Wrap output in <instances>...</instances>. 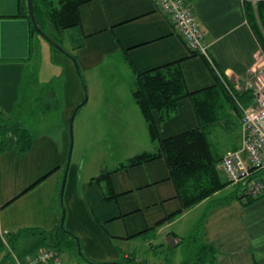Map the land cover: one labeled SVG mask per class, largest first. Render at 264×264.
<instances>
[{"label":"crops","instance_id":"1","mask_svg":"<svg viewBox=\"0 0 264 264\" xmlns=\"http://www.w3.org/2000/svg\"><path fill=\"white\" fill-rule=\"evenodd\" d=\"M21 2L0 0V125L4 123L8 129L0 149V264H25L28 257L46 247L57 250L63 264H96L86 258L97 263L132 259L175 264L171 256L175 257L179 245L185 246L181 238L191 235L200 219L199 242L216 247L214 264H264V196L245 204L233 195L210 205L212 199H222L239 184L230 182L210 198L181 211L182 202L163 156L114 170L135 154L158 149L133 96L137 71L175 61L187 88L197 91V104L193 96L181 98L174 114L162 122L155 112L160 135L198 127L204 118L197 107L209 103V112L217 118L208 126L209 136L213 147L220 150L219 156L243 145L241 108L213 86L212 66L205 57L190 51L158 0H88L79 6L80 24L71 26L74 32L68 50L76 56L93 91L87 137L100 146L115 131L127 152L113 164L103 161L104 157L91 163L86 153L82 160H71L61 200L71 143L70 116L86 90L73 59L51 45L49 52L62 64L63 73L56 82L55 77L45 85L38 82L37 57H43V51L42 47L38 50L40 42L31 33ZM187 2L193 5L218 68L233 78L247 75L261 55V47L247 20L244 0ZM35 5L39 20L48 23L41 0H35ZM100 87L104 89L101 96ZM207 87L211 88L204 90ZM48 90L56 101L52 105L47 101ZM40 94L46 97L38 111L35 101ZM250 98L244 95L241 100L249 102ZM36 121L40 127L34 129ZM18 125L32 134L28 151L15 148ZM81 128L85 141L86 129ZM220 161L218 169L227 179ZM101 174L106 176L96 178ZM199 207L202 211L195 215L193 225L184 229L183 218ZM63 215L65 228L76 240L58 235ZM59 237L62 242L56 247ZM150 254L162 259L156 262ZM74 255L85 262L71 260Z\"/></svg>","mask_w":264,"mask_h":264},{"label":"trees","instance_id":"2","mask_svg":"<svg viewBox=\"0 0 264 264\" xmlns=\"http://www.w3.org/2000/svg\"><path fill=\"white\" fill-rule=\"evenodd\" d=\"M21 1V10L24 9V14H22L29 19L31 33L40 35L31 21L28 1ZM86 1L88 0H58L57 5H55L52 0H48L43 5L44 9L42 8V11L45 18L51 21L55 28L61 30L80 24L79 6ZM244 3L247 20L259 41L261 50L264 51V0H257L256 3H254L253 0H244ZM49 5L50 8L47 7ZM33 10L39 25L49 36H51L48 33L47 28L43 25V22L40 21L36 15L35 0H33ZM49 43L53 49H57L53 43ZM214 75L216 83L213 86H216L220 90V93L221 90L222 92H225L226 95L235 102L233 96L215 71ZM80 77L82 83L85 84L83 76L80 75ZM209 88L211 87H207L204 90ZM196 93L197 91H191L187 88L178 61L166 63L147 70H138L133 84V96L141 107L147 120L151 137L158 142V149L156 151H143L135 154L114 169L126 168L163 156L167 161L171 177L175 182L178 196L182 202L181 211L203 201L204 199L210 198L212 195L230 184V181L224 179L218 169L217 164L221 157L213 147L209 136L208 126L217 120L216 114L209 112V108L212 104L209 105V103H206V105H204L203 103L201 106L199 105L200 108L197 107V111L200 112L199 116H201L202 120L204 118L203 122H201V125L198 127L187 129L167 137H162L159 133L158 120L161 122L165 121L174 114L181 98L193 96V99L195 100ZM240 95V98L244 95H247L248 98L252 96L249 90L240 93ZM155 112L157 113L158 120ZM7 134V127L4 123H1L0 149L5 144L4 137ZM14 141L17 150L28 151L33 142L30 130L24 126L18 125L15 131ZM254 175H264V171H258ZM102 176H106V174H101L96 178ZM243 187L244 184L239 183L233 192L228 193L222 199H219V197L212 199L210 205L217 203L218 200H226L229 196L232 197L233 195L239 196L243 199L245 204H249L253 200L264 196V194L256 197L247 195L244 199L242 194ZM163 222L164 219L157 224H162ZM201 224L202 219L197 223L195 230L191 235L187 238H181V242L184 243L188 249V256L181 264H214L216 261V247L206 242H199ZM58 235L64 238L73 237L75 240L77 238L70 230L62 228L61 225L58 227ZM60 237L57 239L58 244L56 247L61 245L62 239ZM196 241L199 242L197 246L194 245ZM86 259L96 264H147L146 261H135L132 259L105 263H97L88 258Z\"/></svg>","mask_w":264,"mask_h":264},{"label":"built area","instance_id":"3","mask_svg":"<svg viewBox=\"0 0 264 264\" xmlns=\"http://www.w3.org/2000/svg\"><path fill=\"white\" fill-rule=\"evenodd\" d=\"M163 11L168 13L191 52L205 57L242 110L243 145L228 150L220 161V168L232 183H242L244 199L247 195L264 194V53L247 75L231 77L213 61L209 43L193 8L187 0H158ZM262 51V50H261ZM250 91L249 102L241 100L240 93ZM53 261L63 264L60 253L52 247L40 249L25 261V264H42ZM154 264V263H153Z\"/></svg>","mask_w":264,"mask_h":264},{"label":"rangeland","instance_id":"4","mask_svg":"<svg viewBox=\"0 0 264 264\" xmlns=\"http://www.w3.org/2000/svg\"><path fill=\"white\" fill-rule=\"evenodd\" d=\"M52 1L54 2L55 5H57L58 0H52ZM256 1L257 0H253L254 3H256ZM43 5L44 4L41 1V7L42 8H43ZM47 7L50 8V5ZM49 22L50 21H48V23ZM48 23L43 22V25L47 28V31L52 36V38H55L56 41H58L61 45H63L67 50L71 49V46H72L71 45V43H72L71 36L73 35L72 33L74 32V29L71 27H68V28H64V29L59 30L57 28H54L51 25V23H49V24ZM36 36L38 38V42H40V47L38 48V50L40 51V48L42 47L41 51H43V53H42L43 57H41V56L37 57V63H38L37 66L39 68V71H38L39 80H38V82L43 83L45 85L46 83H48V81L51 77H55V79H56L55 82H56L57 80H59L61 78V75L63 73V70H62L63 66L61 63L55 62L54 59L52 58V56L49 52V50L52 48V47L50 48V43L45 38H43L42 36H40L38 34H36ZM54 50L58 51L57 49H54ZM263 53H264V51L262 50L261 55ZM79 77H80V75H79ZM83 77H84V74H83ZM80 79H81V77H80ZM83 79H84V82L87 84V82L85 81V77ZM91 89H92V86H91ZM59 90H60V86H59L58 92H59ZM90 91H91L90 87L87 84V93L89 94L88 100L84 104H82L81 106L78 107V109L75 113V116H74V121H73V149H72V154H71V160H82L84 158V157H82L83 154L86 153L87 160H89L91 163H93L92 162L93 160H96V163H97V159H99V158L101 159L102 157H104L105 159H102L103 161L106 160V162L108 164H113V162L120 159L123 156V154L126 153L127 151L122 148L123 146H121V143H120V139H121L120 134L115 132V131H111L110 135L108 136L109 139L108 138H107V140L105 139V141H103V144H101L100 146L95 144L92 141L91 137H87L89 135V131H90V126H89L90 125V117H91V114H93V112L91 110V107H92L91 103L93 102V98L92 97L89 98ZM103 91H104L103 87H100V91H98V95L101 96L100 94L103 93ZM41 92L43 93L44 90H42ZM92 92L93 91H91V93ZM47 94H48V97H47L48 103L51 105L54 104L56 101H55V99H53L54 96L53 97L51 96V91L48 90ZM39 96H41V98H39L35 101V102H37L38 106L41 105V100H43L46 97V94H43V95L40 94ZM41 110H42V107L41 106L38 107V111H41ZM81 120H85V122H87V123L81 124ZM39 127H40V123L38 124L36 121L34 129H37ZM80 128L86 129L85 130V136L87 138L85 139V141H83L81 139ZM215 150L218 154H220V150H218V148H216ZM221 159L222 158H220V160ZM99 161H101V160H99ZM87 164H88V162H87ZM199 211H202L201 207L194 209L190 214H188L185 218H183L182 223H183L184 229L186 228V230H187L188 226H189L188 228H190V226L193 225L192 222L194 220V217ZM195 222H196V218H195ZM170 229H175V227H171ZM177 232H179L181 234L180 231H177ZM183 234H185V232ZM66 249L67 248L64 247L65 251H67ZM177 249H178L177 254L175 255V257L171 256V260H172V263L181 264L183 262V260L186 259L185 258L186 253H187L186 250H188V249H187L186 245L185 246L179 245V247H177ZM161 250H163V249H161ZM78 252L80 253L79 247H78ZM63 256H64V258H67L66 252L63 253ZM1 257H2V255H0V260H1ZM75 258L80 259V261H84L79 257V255H74V257L71 260H75ZM149 258H152L156 262H159L162 259V257L160 255H156L153 257V256H151V254H150Z\"/></svg>","mask_w":264,"mask_h":264},{"label":"water","instance_id":"5","mask_svg":"<svg viewBox=\"0 0 264 264\" xmlns=\"http://www.w3.org/2000/svg\"><path fill=\"white\" fill-rule=\"evenodd\" d=\"M28 1V7H29V15L31 18V21L33 22L36 30L38 31V33L40 35H42L45 39H47V41L53 43V45H55V47L59 50H61L62 52H64L65 54H67L68 56H70L76 66L77 69V73L79 75H82L79 63L77 58L75 57V55H73L69 50H67L63 45H61L58 41H56L55 39H53L51 36H49L45 30L42 29V27L39 25L36 16L34 14V10H33V0H27ZM86 93H85V97L84 99L75 107V109L73 110L71 116H70V121H69V131L71 134V143H70V147H69V152H68V157H67V161H66V166H65V171H64V177H63V181H62V185H61V200L63 198V192H64V188H65V183H66V178H67V173H68V168H69V164L71 161V154H72V149H73V121H74V116L76 113V110L78 109V107L80 105H82L83 103L86 102L87 98H88V93H87V86L86 84H84ZM60 225L62 228H65L64 226V215L62 216L61 220H60Z\"/></svg>","mask_w":264,"mask_h":264}]
</instances>
